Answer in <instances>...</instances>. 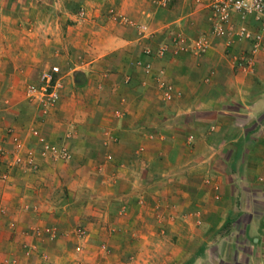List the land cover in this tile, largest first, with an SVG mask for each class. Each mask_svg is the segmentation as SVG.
<instances>
[{
    "label": "crops",
    "instance_id": "0c3cea01",
    "mask_svg": "<svg viewBox=\"0 0 264 264\" xmlns=\"http://www.w3.org/2000/svg\"><path fill=\"white\" fill-rule=\"evenodd\" d=\"M211 1L0 0V264H264V53L242 71L251 43L212 33ZM178 34L209 47L174 53ZM52 67L45 111L27 87Z\"/></svg>",
    "mask_w": 264,
    "mask_h": 264
},
{
    "label": "built area",
    "instance_id": "2783aa9c",
    "mask_svg": "<svg viewBox=\"0 0 264 264\" xmlns=\"http://www.w3.org/2000/svg\"><path fill=\"white\" fill-rule=\"evenodd\" d=\"M159 4H166L168 0H157ZM211 8V22L212 33L216 36L226 37L229 43L233 40L236 41H249L251 43L250 54L241 59L240 67L242 71H251L253 67V58L258 52L264 53V0H212ZM111 15L119 18L124 24H131L123 16H117L112 10ZM233 14H241L251 16L258 23V30L252 31L246 26H239L237 28L230 27V20ZM171 45L174 53L189 52L194 55L203 54L209 47V41L205 36L196 39H187L182 34H178L172 41ZM168 46L161 44L158 46L155 56L163 57L167 52ZM145 54H150L149 48L144 49ZM59 72L58 68L52 67L47 71L41 73L39 77L38 86H28L27 96L28 99H33L41 102L45 111L53 106L59 98V87L54 82V74ZM156 86L165 102H170L175 96V88L173 84L169 83L164 77L163 73L159 72L156 76ZM10 136L12 145V165H33V158L35 152L32 149H25L23 142L11 130L7 131ZM31 135L36 139L39 146L38 155L41 158H51L53 160L67 161L69 159V151L64 146L55 145L47 141L39 134L36 129L31 130ZM110 159V156H107ZM5 176H1L4 179ZM79 235H83L81 229L78 230ZM1 264H18L15 261L6 260Z\"/></svg>",
    "mask_w": 264,
    "mask_h": 264
},
{
    "label": "rangeland",
    "instance_id": "374dc122",
    "mask_svg": "<svg viewBox=\"0 0 264 264\" xmlns=\"http://www.w3.org/2000/svg\"><path fill=\"white\" fill-rule=\"evenodd\" d=\"M100 251H101V253H102V252L108 253V248H107V246H106V245H102V246H100ZM78 264H80V263H78Z\"/></svg>",
    "mask_w": 264,
    "mask_h": 264
}]
</instances>
